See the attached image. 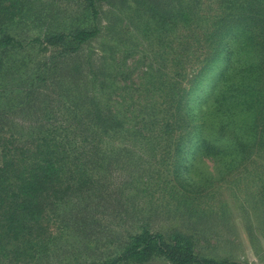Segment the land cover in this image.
I'll use <instances>...</instances> for the list:
<instances>
[{"label": "trees", "instance_id": "1", "mask_svg": "<svg viewBox=\"0 0 264 264\" xmlns=\"http://www.w3.org/2000/svg\"><path fill=\"white\" fill-rule=\"evenodd\" d=\"M34 1L0 0V261L40 259L53 217L99 207L123 149L141 170L126 186L176 212L161 229L130 232L119 256L91 264H238L210 249L209 235L213 223L234 219L231 193L264 201V19L162 20L140 50L146 42L120 46L115 36L109 48L119 55L98 69L78 58L102 34L101 0H83L68 32L47 28L25 42L15 26L38 25ZM39 45L51 47L46 60L29 57Z\"/></svg>", "mask_w": 264, "mask_h": 264}, {"label": "rangeland", "instance_id": "2", "mask_svg": "<svg viewBox=\"0 0 264 264\" xmlns=\"http://www.w3.org/2000/svg\"><path fill=\"white\" fill-rule=\"evenodd\" d=\"M83 6V0H35L32 3V19L41 20L34 21L37 26L17 24L16 34H20L24 38L22 40L27 42L39 36L44 38L47 28L68 32L81 21ZM97 7L99 14L95 21L102 29V34L83 46L78 61L87 62L90 58L98 69L106 68L112 55H119V52L115 54V49L109 48L115 36L126 41L120 46H132L137 42H146V39L151 41L156 37L151 28L162 20L182 26H202L224 19L243 20L247 16L256 21L264 19V0H101L97 1ZM242 8L255 10L243 11ZM143 44L141 47L135 44L133 50H140L149 43ZM28 53L32 59L42 57L46 60V56L52 52L48 45H39ZM129 61L130 64L135 62L133 58ZM147 63L146 60L137 68L136 81H140ZM212 78L213 74L202 78L203 86H207ZM122 151L115 154V163L109 173L110 189L99 207L93 204L83 213L73 209V216L53 217L49 223L51 248L47 254L40 253V259H6L0 264H91L122 254L126 236L139 230L140 226L146 225L155 231L163 228V224H168L169 217L176 212L175 207L171 205L165 209L162 206L166 204L163 203L167 201L165 198L154 202L152 197L143 199V196H138L136 185L128 182L137 177L141 170L134 164L135 156L121 157ZM126 180H129L127 186ZM254 189L252 187L250 190ZM246 196V191L239 192V197L238 191L234 195L230 194V202L234 203L227 214H231L234 219L229 223L215 222L209 227L213 232L209 235L212 236L209 248L219 254L233 256L238 264H264V201L260 202L252 196L247 197L246 201ZM231 222L237 223L236 226L229 227ZM121 264L169 263L154 258L141 263L126 260Z\"/></svg>", "mask_w": 264, "mask_h": 264}]
</instances>
